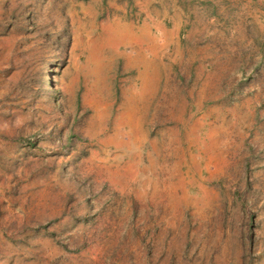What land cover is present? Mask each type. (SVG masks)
I'll use <instances>...</instances> for the list:
<instances>
[{
    "label": "rangeland",
    "instance_id": "1",
    "mask_svg": "<svg viewBox=\"0 0 264 264\" xmlns=\"http://www.w3.org/2000/svg\"><path fill=\"white\" fill-rule=\"evenodd\" d=\"M0 264H264V0H0Z\"/></svg>",
    "mask_w": 264,
    "mask_h": 264
},
{
    "label": "bare ground",
    "instance_id": "2",
    "mask_svg": "<svg viewBox=\"0 0 264 264\" xmlns=\"http://www.w3.org/2000/svg\"><path fill=\"white\" fill-rule=\"evenodd\" d=\"M125 31L126 29L124 27L117 24L108 32V44L111 45L113 50H116L117 47L126 43L127 35Z\"/></svg>",
    "mask_w": 264,
    "mask_h": 264
}]
</instances>
